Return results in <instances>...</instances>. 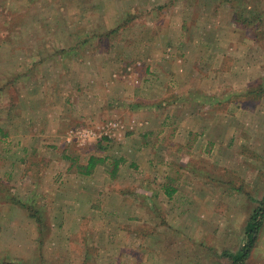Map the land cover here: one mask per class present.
<instances>
[{
	"label": "rangeland",
	"instance_id": "rangeland-1",
	"mask_svg": "<svg viewBox=\"0 0 264 264\" xmlns=\"http://www.w3.org/2000/svg\"><path fill=\"white\" fill-rule=\"evenodd\" d=\"M263 199L264 0H0V264H233Z\"/></svg>",
	"mask_w": 264,
	"mask_h": 264
},
{
	"label": "trees",
	"instance_id": "trees-1",
	"mask_svg": "<svg viewBox=\"0 0 264 264\" xmlns=\"http://www.w3.org/2000/svg\"><path fill=\"white\" fill-rule=\"evenodd\" d=\"M96 157L91 156L86 165H81V173L91 174L95 168L97 161ZM117 164V160L115 161ZM172 194L169 191V195ZM264 222V199L260 206L254 210L253 214L250 216L245 227V234L247 241L244 242L243 246L234 254H231L233 258V264H245L252 247L257 239V235L260 232Z\"/></svg>",
	"mask_w": 264,
	"mask_h": 264
},
{
	"label": "crops",
	"instance_id": "crops-1",
	"mask_svg": "<svg viewBox=\"0 0 264 264\" xmlns=\"http://www.w3.org/2000/svg\"><path fill=\"white\" fill-rule=\"evenodd\" d=\"M247 92L248 93H251L252 92V91H250V87H248L246 89V91L244 92V94L247 93ZM226 98H224V101L227 100ZM226 102H228V101H226ZM230 103L231 104L232 103H236V101L235 102L231 101ZM236 109H237V113L238 114H240L242 116H246V114H247L246 111L243 110L241 107H238L237 106ZM236 109H234V110H236ZM159 114H161V113H159ZM171 114H172L171 115V118H172L173 123L175 124V128H176L175 132H178V130L181 129V128H185L184 130H185V132H187L188 138L190 137L189 135H191V133H192L191 139H187V142L189 143V145H193L195 143V140H196L195 135L198 134V133H196V130H198L199 132H202V130H204V132H207V131H210L211 130V134L213 132H215L216 130H219L223 134H226V132H229L228 129L224 125H220V124L218 125V123H216L214 126H211L210 125L209 127H207L209 125L208 123L205 124L204 122L203 123L201 122V124H204L203 127L202 126H199L198 128H196L195 124L192 122L191 119L188 120V121L185 120V117H188V118L190 117V114L189 113L187 115H185V114L178 115L176 112H173ZM226 116H227V112H223L222 113V117H226ZM224 119L226 120V118H224ZM141 128H145V127H141ZM211 138L209 137V139H211ZM236 142H237V139H236ZM201 196H202V192H201Z\"/></svg>",
	"mask_w": 264,
	"mask_h": 264
},
{
	"label": "built area",
	"instance_id": "built-area-1",
	"mask_svg": "<svg viewBox=\"0 0 264 264\" xmlns=\"http://www.w3.org/2000/svg\"><path fill=\"white\" fill-rule=\"evenodd\" d=\"M113 125L118 127V123H113Z\"/></svg>",
	"mask_w": 264,
	"mask_h": 264
}]
</instances>
